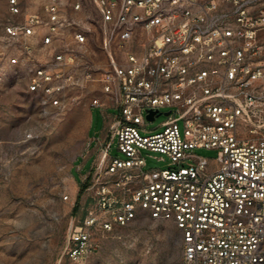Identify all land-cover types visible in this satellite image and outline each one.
Returning a JSON list of instances; mask_svg holds the SVG:
<instances>
[{
    "label": "built area",
    "instance_id": "2783aa9c",
    "mask_svg": "<svg viewBox=\"0 0 264 264\" xmlns=\"http://www.w3.org/2000/svg\"><path fill=\"white\" fill-rule=\"evenodd\" d=\"M0 40V59L26 68L28 89L57 109L80 98L71 89L99 90L90 106L106 124L88 137L84 177L95 206L69 227L72 259L97 246L93 229L144 211L179 230L182 264H264V0H43ZM113 138L121 156L108 155ZM143 149L169 164L145 168Z\"/></svg>",
    "mask_w": 264,
    "mask_h": 264
},
{
    "label": "rangeland",
    "instance_id": "374dc122",
    "mask_svg": "<svg viewBox=\"0 0 264 264\" xmlns=\"http://www.w3.org/2000/svg\"><path fill=\"white\" fill-rule=\"evenodd\" d=\"M40 12L43 0H23ZM0 0V33L7 22L21 21ZM4 41L0 40V46ZM28 70L0 59V264H182L179 230L168 220H156L140 211L125 225L93 229L97 246L81 259L66 253L70 225L79 224L95 206L84 177L92 163L95 142L88 137L104 132L106 120L90 99L97 88L71 89L81 93L63 110L52 106L41 91L28 89ZM161 108L160 111H165ZM117 110L107 108L106 113ZM163 114L146 121L142 134L159 130ZM108 155L121 154L115 138ZM193 156L212 162L216 150L193 148ZM145 168L169 164L158 152L142 150ZM192 159L183 161L184 165Z\"/></svg>",
    "mask_w": 264,
    "mask_h": 264
},
{
    "label": "crops",
    "instance_id": "0c3cea01",
    "mask_svg": "<svg viewBox=\"0 0 264 264\" xmlns=\"http://www.w3.org/2000/svg\"><path fill=\"white\" fill-rule=\"evenodd\" d=\"M27 5V9H29L28 11H33V10H31V6H29L28 5V3L26 4ZM43 48L41 47V45L38 43V44H36V55L38 56V57H42L43 56ZM101 58H102V56H101Z\"/></svg>",
    "mask_w": 264,
    "mask_h": 264
},
{
    "label": "water",
    "instance_id": "95a60500",
    "mask_svg": "<svg viewBox=\"0 0 264 264\" xmlns=\"http://www.w3.org/2000/svg\"><path fill=\"white\" fill-rule=\"evenodd\" d=\"M152 114H153V112H150V113L147 115V117L150 118V119H152V118H153V115H152Z\"/></svg>",
    "mask_w": 264,
    "mask_h": 264
}]
</instances>
